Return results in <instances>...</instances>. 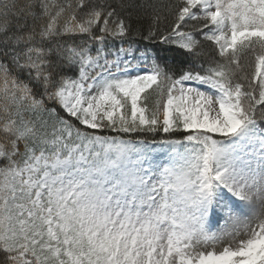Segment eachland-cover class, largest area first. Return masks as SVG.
<instances>
[{
    "label": "snow or ice",
    "instance_id": "snow-or-ice-1",
    "mask_svg": "<svg viewBox=\"0 0 264 264\" xmlns=\"http://www.w3.org/2000/svg\"><path fill=\"white\" fill-rule=\"evenodd\" d=\"M0 264H264V0H0Z\"/></svg>",
    "mask_w": 264,
    "mask_h": 264
}]
</instances>
